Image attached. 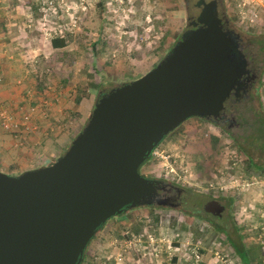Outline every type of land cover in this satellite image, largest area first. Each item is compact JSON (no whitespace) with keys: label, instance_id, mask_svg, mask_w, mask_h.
<instances>
[{"label":"rangeland","instance_id":"374dc122","mask_svg":"<svg viewBox=\"0 0 264 264\" xmlns=\"http://www.w3.org/2000/svg\"><path fill=\"white\" fill-rule=\"evenodd\" d=\"M222 1L234 28L263 43L264 0ZM186 18L180 0H0V171L19 176L65 155L102 95L153 71L180 41ZM65 35V49H49V39ZM260 101L261 117L246 116L250 130L231 136L188 119L142 168L201 196L229 198L234 220L226 229L139 207L100 229L84 264L95 256L118 264L119 254L120 264H244L239 251L264 264V87ZM4 113L19 123L17 133L2 126ZM127 232L145 236L147 257L115 243L124 244Z\"/></svg>","mask_w":264,"mask_h":264},{"label":"water","instance_id":"95a60500","mask_svg":"<svg viewBox=\"0 0 264 264\" xmlns=\"http://www.w3.org/2000/svg\"><path fill=\"white\" fill-rule=\"evenodd\" d=\"M213 12L153 71L102 97L56 162L19 176L0 171V264H83L109 220L152 203L141 167L188 119L225 113L245 68Z\"/></svg>","mask_w":264,"mask_h":264},{"label":"flooded vegetation","instance_id":"af4514ba","mask_svg":"<svg viewBox=\"0 0 264 264\" xmlns=\"http://www.w3.org/2000/svg\"><path fill=\"white\" fill-rule=\"evenodd\" d=\"M180 1L182 2L188 21V27L185 32L204 26L198 23V19L201 16L210 19L215 10L217 18L221 21L220 25L223 31L236 38L239 49L244 55V71L230 93L232 103L222 115L206 120L231 136L234 135L232 133L235 131L250 130L251 125L247 121L246 116L251 115L250 117L260 118L262 114L257 109L261 105L260 93L261 88L264 87V79H262L264 69V40L263 43H256L250 37L242 36L226 16L222 0ZM183 34L180 41L183 38ZM106 95L104 94L102 97ZM144 166L145 164L141 167L140 173L150 181L152 186L151 191L145 196L144 200L152 203L142 207L180 212L196 220H206L213 225L214 229H226L227 222L234 220V214L230 212L234 204L231 203L229 198L220 199L209 195L201 196L202 194H199V192L188 190L180 183L170 181L164 176L146 174L142 170Z\"/></svg>","mask_w":264,"mask_h":264},{"label":"trees","instance_id":"16d2710c","mask_svg":"<svg viewBox=\"0 0 264 264\" xmlns=\"http://www.w3.org/2000/svg\"><path fill=\"white\" fill-rule=\"evenodd\" d=\"M47 44H48V46H49V49L50 50H52V51H60V50H63V49H65L66 47H67V45H68V38H67V35H65V36H62V37H54V38H51V39H49L48 41H47ZM170 54V53H169ZM138 79V78H137ZM134 80V79H133ZM218 141H219V139L217 138V137H214L213 138V143L215 144V145H217V143H218ZM131 235L132 236H135V237H140V238H142L144 241H143V244H142V248L140 249V250H137V251H134V252H131V253H135V255L136 256H138V254H141V257H143V256H148V253H147V248L145 247V246H148V245H146L145 244V236L144 235H142V233L141 234H138V233H131ZM90 246V245H89ZM233 246H234V248H235V250H237V251H239L238 250V247H237V244L236 243H234L233 244ZM89 248V247H88ZM88 250V249H87ZM160 252V254H161V258L163 257V254H165V252H164V250H161V251H159ZM131 253H129V254H131ZM127 254V253H126ZM86 255H87V251H86V253H85V258H86ZM128 255V254H127ZM238 255H239V258L241 259V261H243L244 262V264H250V260H249V258H250V255L247 253V251L246 252H240L239 251V253H238ZM85 258H84V261H83V264L85 263ZM164 260V259H163ZM174 260V257L173 258H171V261H173ZM165 261V260H164ZM166 261L168 262L169 260H167V258H166ZM89 264H103L102 262H100V260H99V258L98 257H96L95 256V258L93 259H91L90 261H89ZM111 264V263H110Z\"/></svg>","mask_w":264,"mask_h":264},{"label":"built area","instance_id":"2783aa9c","mask_svg":"<svg viewBox=\"0 0 264 264\" xmlns=\"http://www.w3.org/2000/svg\"><path fill=\"white\" fill-rule=\"evenodd\" d=\"M3 121H2V126L4 127L5 130L9 132H14L17 133L19 131V123L14 119V117L8 113L3 114ZM25 120V119H24ZM27 120L30 121V119L27 116ZM24 125L26 124L23 123ZM29 129V128H26ZM155 154V151L153 152ZM118 246H121L124 248L126 253H131L137 250H140L142 248L143 244V239L140 237H135L132 236L130 232L126 233V240L124 241V244H121L120 242L116 241L115 242ZM199 258V256H196ZM118 264L123 262V255L119 254L117 257Z\"/></svg>","mask_w":264,"mask_h":264}]
</instances>
